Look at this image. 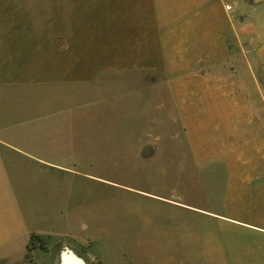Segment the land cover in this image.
<instances>
[{"label": "crops", "instance_id": "0c3cea01", "mask_svg": "<svg viewBox=\"0 0 264 264\" xmlns=\"http://www.w3.org/2000/svg\"><path fill=\"white\" fill-rule=\"evenodd\" d=\"M238 3L243 18L235 22L222 0H78L76 29L60 36L59 51L50 46L60 63L46 67V77H38L36 40L23 70L0 50V260L24 261L31 235L45 244L33 251L54 256L61 248L54 264L98 240L95 213L85 229L91 184L135 196L125 208L127 236L173 235L186 206L138 188L142 180L162 184L166 153L190 156V170L221 166L243 205L237 215L188 206L201 220L264 236V210H250L264 205V112L244 99L246 73L257 82L246 43L259 32L244 16L264 3ZM133 122L143 130L112 129ZM165 122L183 129L166 132ZM117 154L130 156L129 182L85 171L112 167L115 160L101 156ZM156 221L163 225L151 227ZM258 255L264 260V246Z\"/></svg>", "mask_w": 264, "mask_h": 264}, {"label": "rangeland", "instance_id": "374dc122", "mask_svg": "<svg viewBox=\"0 0 264 264\" xmlns=\"http://www.w3.org/2000/svg\"><path fill=\"white\" fill-rule=\"evenodd\" d=\"M77 1L0 0V50H3L6 58L8 54H11L7 59L11 62H20L23 70L29 62V52L34 47L33 41L36 40L38 77H46V75H42L45 68L59 66L60 63L58 57L52 56L50 46L53 44L54 49L59 51L63 46L59 39L60 36L76 29ZM261 1L264 3V0ZM255 10V12L247 13L244 18L251 21L259 31L255 41L246 43V46H251L249 56L254 55V58H251V65L257 82L253 80L252 75L249 76L246 73L250 83L245 91L244 99L246 101L252 99L254 104H257V108L259 106L264 112V8ZM236 18L240 20L243 16L236 12L233 16L235 22ZM50 37H56L53 39V43L49 40ZM77 45V43H70L74 49ZM241 66L240 64L239 67ZM242 67L247 72V64ZM142 127H144L142 123L136 122L112 125V129L115 130L122 128L141 131ZM163 129L167 132L181 130L183 127L178 123L165 122ZM181 142L184 145L185 140H181ZM109 157L112 158L111 160H115V163L111 162L112 167L101 164L102 166L100 165L99 168L97 164L99 169H86L85 171L115 179L121 183L129 182L132 179L129 175L133 171L126 163L125 157L130 156H120L119 154L101 156L102 159ZM165 157L172 161L165 169L163 182L160 181L162 184L159 186L149 185L148 180H142L144 184L138 188L164 196L177 197L181 204L186 206L185 210L187 211L181 213L180 222L174 225L177 230L173 235L167 236L159 233L146 236L143 241L139 237L127 236L125 234V208L127 202L129 204L128 200H137L134 198L135 196L129 194L126 188L102 183L99 188L95 187L94 189L91 184L90 192L86 185L85 229L91 220H89V215L95 213V219L92 218L91 221L95 222L96 232L98 233L100 230V237L96 241L86 242L85 246L77 250L70 249L66 253H72L83 259L86 264H264V260L260 259L258 255L259 247L264 246V236L261 237L227 226L222 230L217 221H207L205 218L201 220V216L195 214L188 207L214 211L219 214L233 213L237 215L242 213L243 205H238L235 202L236 193L230 195L228 192L225 170L217 164L213 165L209 171L206 170L207 172L203 170L205 169L204 165L201 170H190V156L181 155L179 158L178 154L166 153ZM261 181H264V178H261ZM253 186L254 184H252ZM252 193L255 192L252 191ZM246 194L252 196L251 192ZM263 206L260 202H256L251 205L250 210L260 213L264 210ZM149 210L152 209L149 208ZM130 215L129 213V217ZM189 218L192 222L191 227ZM132 220L134 219L132 218ZM156 223L158 224L157 221ZM157 224H153L151 227L163 225ZM156 230L158 228L150 229V231ZM60 249L59 247L54 250V256L35 250L31 252L32 262L26 260L24 256L25 260L17 264H54L56 263H53L54 257L60 256L62 251ZM2 264L8 263L4 261Z\"/></svg>", "mask_w": 264, "mask_h": 264}, {"label": "trees", "instance_id": "16d2710c", "mask_svg": "<svg viewBox=\"0 0 264 264\" xmlns=\"http://www.w3.org/2000/svg\"><path fill=\"white\" fill-rule=\"evenodd\" d=\"M36 247H39L40 249H45V244L42 238L39 236L31 235L29 244L27 245V253L25 255V259L31 261V252ZM29 258V259H28ZM4 263L3 260H0V264Z\"/></svg>", "mask_w": 264, "mask_h": 264}, {"label": "built area", "instance_id": "2783aa9c", "mask_svg": "<svg viewBox=\"0 0 264 264\" xmlns=\"http://www.w3.org/2000/svg\"><path fill=\"white\" fill-rule=\"evenodd\" d=\"M223 10L229 16H234L239 9L238 0H222Z\"/></svg>", "mask_w": 264, "mask_h": 264}, {"label": "bare ground", "instance_id": "6f19581e", "mask_svg": "<svg viewBox=\"0 0 264 264\" xmlns=\"http://www.w3.org/2000/svg\"><path fill=\"white\" fill-rule=\"evenodd\" d=\"M64 264H83V262L72 253L64 256Z\"/></svg>", "mask_w": 264, "mask_h": 264}]
</instances>
